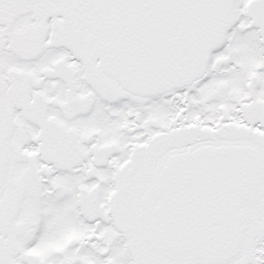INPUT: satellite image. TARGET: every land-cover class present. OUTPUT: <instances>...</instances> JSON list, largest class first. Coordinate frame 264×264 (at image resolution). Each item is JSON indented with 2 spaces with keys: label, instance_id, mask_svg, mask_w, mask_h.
Instances as JSON below:
<instances>
[{
  "label": "snow or ice",
  "instance_id": "1",
  "mask_svg": "<svg viewBox=\"0 0 264 264\" xmlns=\"http://www.w3.org/2000/svg\"><path fill=\"white\" fill-rule=\"evenodd\" d=\"M0 264H264V0H0Z\"/></svg>",
  "mask_w": 264,
  "mask_h": 264
}]
</instances>
